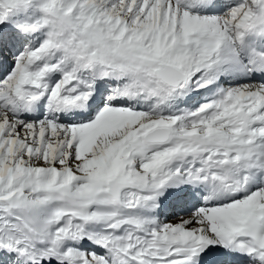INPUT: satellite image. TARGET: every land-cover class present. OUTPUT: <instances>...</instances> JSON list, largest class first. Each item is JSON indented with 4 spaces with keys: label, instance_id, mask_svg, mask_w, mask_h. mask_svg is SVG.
Wrapping results in <instances>:
<instances>
[{
    "label": "snow or ice",
    "instance_id": "1",
    "mask_svg": "<svg viewBox=\"0 0 264 264\" xmlns=\"http://www.w3.org/2000/svg\"><path fill=\"white\" fill-rule=\"evenodd\" d=\"M0 264H264V0H0Z\"/></svg>",
    "mask_w": 264,
    "mask_h": 264
}]
</instances>
